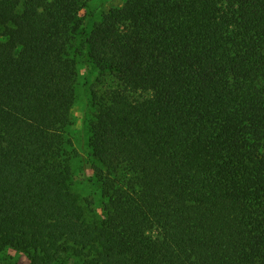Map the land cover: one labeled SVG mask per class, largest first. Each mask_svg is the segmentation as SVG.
Masks as SVG:
<instances>
[{
  "label": "trees",
  "instance_id": "16d2710c",
  "mask_svg": "<svg viewBox=\"0 0 264 264\" xmlns=\"http://www.w3.org/2000/svg\"><path fill=\"white\" fill-rule=\"evenodd\" d=\"M92 1L0 0V264H264V0Z\"/></svg>",
  "mask_w": 264,
  "mask_h": 264
},
{
  "label": "rangeland",
  "instance_id": "374dc122",
  "mask_svg": "<svg viewBox=\"0 0 264 264\" xmlns=\"http://www.w3.org/2000/svg\"><path fill=\"white\" fill-rule=\"evenodd\" d=\"M125 0H93L87 9L81 11L80 15L84 21L87 30L90 32L94 23L101 19L104 12L110 10L112 7H117L123 4ZM86 73L82 64L79 65L77 92L80 95V101L74 106V122L69 128V133L73 139L74 147L77 150V157L75 158V166L77 171L76 176V189L83 197L95 199V207L99 213L102 212V207L106 201L100 194L97 186H94L90 180L93 181L94 173L89 166H85L82 161L83 153L89 150L88 137L89 133L83 125V104L82 94L86 90L88 82L92 81V76L88 81L85 78ZM87 81V82H86ZM83 147V149H82ZM83 150H86L83 152ZM6 256L14 257L18 260V264H28V258L21 254L19 251L9 249L3 254ZM9 264V263H6Z\"/></svg>",
  "mask_w": 264,
  "mask_h": 264
}]
</instances>
